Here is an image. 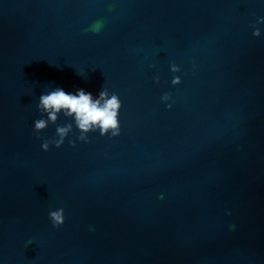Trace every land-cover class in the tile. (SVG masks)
Instances as JSON below:
<instances>
[{
    "label": "water",
    "instance_id": "water-1",
    "mask_svg": "<svg viewBox=\"0 0 264 264\" xmlns=\"http://www.w3.org/2000/svg\"><path fill=\"white\" fill-rule=\"evenodd\" d=\"M0 264H264V0H0Z\"/></svg>",
    "mask_w": 264,
    "mask_h": 264
},
{
    "label": "clouds",
    "instance_id": "clouds-1",
    "mask_svg": "<svg viewBox=\"0 0 264 264\" xmlns=\"http://www.w3.org/2000/svg\"><path fill=\"white\" fill-rule=\"evenodd\" d=\"M259 35V32L256 33ZM106 93H101L99 99H94L92 94L80 89L77 93H68L64 89H57L48 95L41 96V108L49 113L51 120L57 119V113L63 110L67 115L74 116L78 126L88 131L93 127H99L103 132L113 130V135L118 130V110L120 103L117 97L106 98ZM46 127V121L38 120L35 128L41 130ZM60 134H66L67 129H59ZM48 145H44L47 150ZM54 223L59 225L63 223L61 212L50 214Z\"/></svg>",
    "mask_w": 264,
    "mask_h": 264
}]
</instances>
